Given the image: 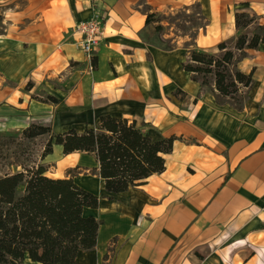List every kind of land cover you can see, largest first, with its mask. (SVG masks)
<instances>
[{"label": "crops", "instance_id": "1", "mask_svg": "<svg viewBox=\"0 0 264 264\" xmlns=\"http://www.w3.org/2000/svg\"><path fill=\"white\" fill-rule=\"evenodd\" d=\"M193 3L206 22L201 51L234 44L236 13L255 17L248 37L264 27V0H0V133L33 123L83 132L110 114L146 122L153 139L178 138L164 172L118 195L93 155H67L87 173L78 184L100 197L86 214L104 221L77 264H264V42L237 62L253 78L242 107L219 103L214 85L203 92L183 68L188 37L173 49L147 37L158 24L148 15ZM95 13L105 23L96 67L76 45V25Z\"/></svg>", "mask_w": 264, "mask_h": 264}, {"label": "trees", "instance_id": "2", "mask_svg": "<svg viewBox=\"0 0 264 264\" xmlns=\"http://www.w3.org/2000/svg\"><path fill=\"white\" fill-rule=\"evenodd\" d=\"M154 20V15L147 16L148 24ZM254 21L255 17L245 12L235 15L239 31L237 58L224 42L218 45L223 52L219 57L196 49L190 51L183 68L201 84L203 92L210 77L221 97L237 93L238 84L252 85L251 72L232 71L231 66L246 55V48H256L264 42V27H259L262 33L251 38L241 33ZM4 28L0 12V33ZM156 29L161 30L162 26ZM160 40L168 42L163 37ZM174 47L169 44L164 48ZM48 99L58 101L51 96ZM146 125L144 121L103 114L97 128L83 132L71 128L54 133L51 126L33 123L21 133L28 140L49 134L44 156L53 152L54 144L62 146L65 155H93L106 191L118 195L143 185L153 174L164 172L165 155L172 152L178 139L174 135L153 139L144 129ZM99 205L100 197L81 187L72 176L52 177L43 165L0 175V264H25L26 257L40 264H77L81 251H90L97 245L98 230L104 221L86 214V210Z\"/></svg>", "mask_w": 264, "mask_h": 264}, {"label": "rangeland", "instance_id": "3", "mask_svg": "<svg viewBox=\"0 0 264 264\" xmlns=\"http://www.w3.org/2000/svg\"><path fill=\"white\" fill-rule=\"evenodd\" d=\"M155 21H157L158 24L155 26L154 30L147 34L148 40L166 47L169 44L177 46L180 38L176 36L188 37L189 42L185 44L192 45L190 51L195 49L201 51L196 48L195 41L197 34L201 32V30H205L206 22L200 16V7L197 3L185 6L184 9H179L172 14L160 15L155 18ZM158 25L162 26L161 30L156 29ZM245 29L246 28H242L241 33L247 35V30ZM171 33L174 35L170 36ZM255 33H262L259 30V27H256L254 30V34ZM238 36L239 31L237 38ZM161 37L168 42H162L160 40ZM237 38L234 41V44H231L230 42L226 43L228 48L233 52L237 51ZM222 53L223 52L219 50L212 54L219 57ZM239 55L240 54L236 52V58ZM238 61L239 60L236 61L235 65L231 66L232 71L238 69ZM212 85H214V78L210 77L209 84L205 87L206 90L211 89ZM247 88L248 87L238 84L237 93L232 94L229 97H221L218 93L217 101L219 103H229L236 108H241L246 98ZM49 137L50 135L48 134L42 135L34 140H28L23 137L21 131L0 133V175L3 176L5 174L20 171L24 168H35L38 165H43L52 176H72L75 181L77 180L76 177L80 178V181L84 179L85 177H83V175L87 173H83V170L80 169L79 165H71V157L65 155L63 152L54 153L53 151L47 156L43 155ZM87 172L92 174L94 171L89 169ZM77 181L80 183L79 180ZM25 262L26 258H24V263Z\"/></svg>", "mask_w": 264, "mask_h": 264}, {"label": "built area", "instance_id": "4", "mask_svg": "<svg viewBox=\"0 0 264 264\" xmlns=\"http://www.w3.org/2000/svg\"><path fill=\"white\" fill-rule=\"evenodd\" d=\"M76 45L91 59L96 57L105 38V23L100 14H93L76 25Z\"/></svg>", "mask_w": 264, "mask_h": 264}, {"label": "bare ground", "instance_id": "5", "mask_svg": "<svg viewBox=\"0 0 264 264\" xmlns=\"http://www.w3.org/2000/svg\"><path fill=\"white\" fill-rule=\"evenodd\" d=\"M102 61H103V58H102ZM87 263L88 261L85 258L83 257L80 258V264H87ZM25 264H40V263L32 262L28 257H26Z\"/></svg>", "mask_w": 264, "mask_h": 264}]
</instances>
